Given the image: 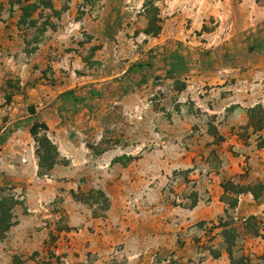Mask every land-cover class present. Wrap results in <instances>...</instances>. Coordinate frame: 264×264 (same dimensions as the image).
I'll list each match as a JSON object with an SVG mask.
<instances>
[{
    "label": "rangeland",
    "instance_id": "374dc122",
    "mask_svg": "<svg viewBox=\"0 0 264 264\" xmlns=\"http://www.w3.org/2000/svg\"><path fill=\"white\" fill-rule=\"evenodd\" d=\"M0 150V264H264V0H0Z\"/></svg>",
    "mask_w": 264,
    "mask_h": 264
},
{
    "label": "trees",
    "instance_id": "16d2710c",
    "mask_svg": "<svg viewBox=\"0 0 264 264\" xmlns=\"http://www.w3.org/2000/svg\"><path fill=\"white\" fill-rule=\"evenodd\" d=\"M158 33V30L156 31H151V30H148L147 31V34H157ZM30 113L31 114H35V108L32 106L30 107ZM41 131L45 132L44 134V137L42 139L39 138V135L41 133ZM50 131V128L49 126L46 124V123H39V122H35L31 129H30V133L31 135L33 136V138L37 141V143L39 144V147H38V150H37V154L40 158V166L41 168H43V162L45 160L47 161H51V164L49 166V169H52L53 166L56 164V158L57 156L59 155V150L56 146V144L51 140V138L48 136V132ZM262 187L260 188V191L258 190H254V189H248L247 191L245 190H238L236 191V193H245V192H251L254 197L256 199H259L260 196H264V184L261 185ZM223 188L225 190H235L233 188L235 187H230V185H223ZM229 205V208L225 209V212L228 214L229 213V209H234L237 207V203H228ZM250 220H257V217L256 216H250L249 218H243L241 220V223L244 227L245 230H248L249 233L255 235V236H258L260 235V230L257 228V224L254 225V228L251 227L250 225ZM222 224V223H221ZM223 228L227 227L228 225H221ZM255 226H256V229H255ZM253 228V229H252ZM225 233V238L227 235L231 234L233 232H229L227 229H224L223 231ZM227 244H229V242L227 241ZM229 251V254H232V250L229 248L228 249Z\"/></svg>",
    "mask_w": 264,
    "mask_h": 264
},
{
    "label": "crops",
    "instance_id": "0c3cea01",
    "mask_svg": "<svg viewBox=\"0 0 264 264\" xmlns=\"http://www.w3.org/2000/svg\"><path fill=\"white\" fill-rule=\"evenodd\" d=\"M2 154H3V151L0 150V160H3V156H2Z\"/></svg>",
    "mask_w": 264,
    "mask_h": 264
}]
</instances>
